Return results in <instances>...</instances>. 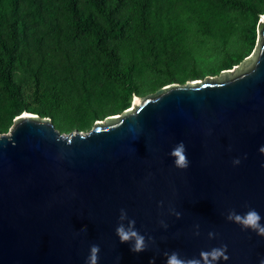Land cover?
<instances>
[{"label":"water","instance_id":"water-1","mask_svg":"<svg viewBox=\"0 0 264 264\" xmlns=\"http://www.w3.org/2000/svg\"><path fill=\"white\" fill-rule=\"evenodd\" d=\"M257 30L233 71L137 97L88 132L17 117L0 134V264H85L92 244L98 264H164L165 252L199 257L222 244L229 259L218 264H260L264 237L226 220L246 206L264 217V15ZM178 141L183 170L169 156ZM122 208L145 251L116 236Z\"/></svg>","mask_w":264,"mask_h":264},{"label":"trees","instance_id":"trees-1","mask_svg":"<svg viewBox=\"0 0 264 264\" xmlns=\"http://www.w3.org/2000/svg\"><path fill=\"white\" fill-rule=\"evenodd\" d=\"M18 1L0 0V134L23 112L49 118L53 124L61 123L62 132L86 128L76 121L73 90L57 69L45 61L32 67L19 52L24 34L10 20ZM210 1L231 15L256 18L263 12L255 0ZM26 2L29 16L40 26H49L45 5L64 14L62 37L73 46L69 60L92 74L91 104L100 110L107 109L100 106L98 99L102 91L113 94L114 101L108 109L116 112L119 106L127 107L132 95L142 96L148 88L157 89L174 79L172 63L177 48L164 38L168 22L163 10L160 13L151 0H85L84 10L77 8L76 0ZM43 43L44 37L37 38L35 50H40ZM229 55L231 59L236 57ZM188 69L194 71L195 65L192 63ZM19 70L23 74L16 80L14 74Z\"/></svg>","mask_w":264,"mask_h":264},{"label":"rangeland","instance_id":"rangeland-1","mask_svg":"<svg viewBox=\"0 0 264 264\" xmlns=\"http://www.w3.org/2000/svg\"><path fill=\"white\" fill-rule=\"evenodd\" d=\"M44 4L45 1L43 0ZM154 8L165 15L168 27L164 31V38L177 48V56L172 63L175 77L167 85L185 84L188 81L204 80L205 78L219 76L222 72L233 71L243 60L254 52L258 40V21L264 15V0H255L263 7V12L256 18L247 15H231L210 0H151ZM85 0H76V6L84 10ZM44 15L49 26H40L33 22L28 14L26 0H19L16 11L10 20L24 34V41L19 45V52L27 58L32 67H38L43 61L57 69L66 84L73 90L76 105V121L86 126L77 129L80 133L88 132L96 123L104 121L111 116L120 115L130 109L134 99L153 94L157 89L148 88L142 95H132L127 107L119 106L118 111H110L108 106L114 101V96L108 91L100 92V106L91 104L89 83L92 74L86 72L83 66L70 62L69 51L73 46L68 45L62 37V28L65 23L64 14L52 6L45 5ZM44 37L40 50H35V42ZM215 45L218 47L215 48ZM222 49L228 54H223ZM229 53L236 57L230 58ZM195 65L190 71L189 66ZM23 74L22 70L14 74L18 80ZM191 74L196 77H190ZM20 116V115H19ZM14 117L13 121L19 117ZM59 122L55 128L62 132ZM11 127V126H10ZM3 132H8L9 128ZM2 134V133H1Z\"/></svg>","mask_w":264,"mask_h":264},{"label":"clouds","instance_id":"clouds-1","mask_svg":"<svg viewBox=\"0 0 264 264\" xmlns=\"http://www.w3.org/2000/svg\"><path fill=\"white\" fill-rule=\"evenodd\" d=\"M259 151L264 154V146H261ZM169 156L173 158V165L177 169H187L190 165V161L187 156V147L183 141H178L175 145H173L169 152ZM240 162L239 158L233 160L234 165H239ZM246 207L247 211L243 213H238L235 209H230L226 215V220L240 225L243 230L250 229L257 235L264 237V224L261 223V220L264 219V217H262L255 208ZM175 215L179 217L180 213L176 212ZM118 220L120 222L115 228V234L119 238V241L121 243H128L130 245V251L133 253L145 251L148 247L145 243V236L140 234V232L136 229V221L128 218V214L125 209H120ZM124 220L128 221L127 228L122 223ZM196 235H199V232H197ZM215 236L216 233L214 232L208 233L209 239L215 238ZM148 239L152 238L149 237ZM99 252V245H90L89 255L85 260V264H98ZM226 253V244H222L219 247H213L210 250H201L199 252V257H182L178 251L165 252L164 264H218L221 259L225 261L229 259ZM260 264H264V259L260 260Z\"/></svg>","mask_w":264,"mask_h":264},{"label":"bare ground","instance_id":"bare-ground-1","mask_svg":"<svg viewBox=\"0 0 264 264\" xmlns=\"http://www.w3.org/2000/svg\"><path fill=\"white\" fill-rule=\"evenodd\" d=\"M262 17H263V16H262ZM262 17H261V18H262ZM135 100H136V99H134V101H135ZM131 108H132V107H131ZM131 108H130V109H131Z\"/></svg>","mask_w":264,"mask_h":264}]
</instances>
